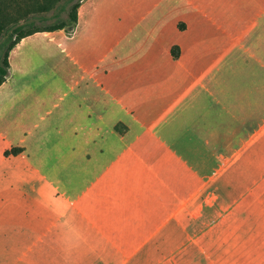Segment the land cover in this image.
<instances>
[{
  "label": "crops",
  "instance_id": "crops-1",
  "mask_svg": "<svg viewBox=\"0 0 264 264\" xmlns=\"http://www.w3.org/2000/svg\"><path fill=\"white\" fill-rule=\"evenodd\" d=\"M195 68L191 75L204 91V103L196 92L182 107L168 103L173 114L158 121L140 108V115L119 121L127 137L115 132L107 140L89 130L81 147H69L63 155L61 180L48 174L57 164L22 162L27 146L10 156L0 149V264H171L185 247L172 252L171 239L198 244L214 231L245 236L246 220L260 226L264 117L256 111L259 103L245 102L239 69H232L239 78L224 83L213 63ZM215 103L221 111L215 112ZM154 122L160 124L157 132L151 131ZM251 123L256 126L247 136ZM152 133L157 149L144 145ZM152 150L154 162L146 157ZM44 168L47 173L41 174ZM149 229L137 247L124 243Z\"/></svg>",
  "mask_w": 264,
  "mask_h": 264
},
{
  "label": "rangeland",
  "instance_id": "rangeland-1",
  "mask_svg": "<svg viewBox=\"0 0 264 264\" xmlns=\"http://www.w3.org/2000/svg\"><path fill=\"white\" fill-rule=\"evenodd\" d=\"M10 63L0 90V149L27 146L22 162L57 164L48 174L61 180L63 155L81 147L89 130L107 140L115 132L127 137L119 121L140 115V108L158 121L173 114L169 104L182 107L196 92L204 103V91L191 75L196 64L213 63L224 83L239 78L232 73L239 69L245 102L259 103L256 111L263 118L264 0H81L74 25L23 39ZM216 109L222 110L217 103ZM150 126L160 130L159 123ZM255 126H246L247 136ZM143 141L157 149V135ZM146 157L156 161L155 150ZM245 226V236L214 231L198 244L171 239L172 252L185 246L172 263L264 264V221L259 226L246 220ZM149 231L124 243L137 247Z\"/></svg>",
  "mask_w": 264,
  "mask_h": 264
},
{
  "label": "trees",
  "instance_id": "trees-1",
  "mask_svg": "<svg viewBox=\"0 0 264 264\" xmlns=\"http://www.w3.org/2000/svg\"><path fill=\"white\" fill-rule=\"evenodd\" d=\"M81 0H0V86L10 71L11 52L25 38L43 31H57L78 20ZM67 16L63 17V12ZM52 13L53 21H49ZM19 148L5 154L18 153Z\"/></svg>",
  "mask_w": 264,
  "mask_h": 264
}]
</instances>
